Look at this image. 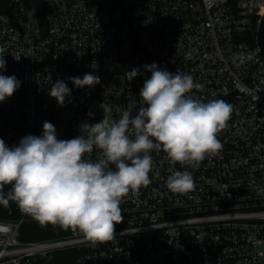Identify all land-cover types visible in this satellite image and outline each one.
I'll use <instances>...</instances> for the list:
<instances>
[{
  "label": "built area",
  "instance_id": "2783aa9c",
  "mask_svg": "<svg viewBox=\"0 0 264 264\" xmlns=\"http://www.w3.org/2000/svg\"><path fill=\"white\" fill-rule=\"evenodd\" d=\"M264 0H8L0 10V74L20 87L0 103V139L17 146L40 136L45 121L57 139L81 134L84 123L103 119L104 109L137 114L140 89L156 63L188 74L203 102L224 100L231 118L217 138L222 149L198 166L173 165L152 151L150 183L120 205L115 239L93 245L70 229L63 238L24 241L20 230L41 225L14 202L17 218L0 219V264H50L58 253L72 264H264V56L257 31ZM14 57L19 58V60ZM134 68L133 80L125 73ZM100 77L77 88L69 77ZM61 80L71 89L64 106L49 95ZM100 150L85 154L96 162ZM115 170V165H110ZM192 174L187 194L171 192L174 171Z\"/></svg>",
  "mask_w": 264,
  "mask_h": 264
},
{
  "label": "clouds",
  "instance_id": "9594fccd",
  "mask_svg": "<svg viewBox=\"0 0 264 264\" xmlns=\"http://www.w3.org/2000/svg\"><path fill=\"white\" fill-rule=\"evenodd\" d=\"M143 67L151 76L140 89L142 104L134 117L132 111L118 109L120 118L113 120L112 109L102 105L103 119L82 124L75 138L57 139L55 126L45 121L42 135H26L17 146L9 147L0 139V205L15 202L41 225L78 231L96 245L115 239V225L123 221V198L151 182L152 151H163L173 165L192 167L217 154L222 149L217 135L227 126L233 106L189 95L201 86L188 74L170 73L156 63ZM5 68L6 60L0 57V71ZM139 74L140 69L134 68L125 76L131 81ZM69 79L77 88L100 83V77L91 73ZM20 83L14 75L0 74V103ZM70 94L61 80L49 90L58 106H64ZM94 147L100 150L98 160H86L85 154ZM5 185H11L6 195ZM166 186L173 193L187 194L195 183L190 172L174 171Z\"/></svg>",
  "mask_w": 264,
  "mask_h": 264
},
{
  "label": "trees",
  "instance_id": "16d2710c",
  "mask_svg": "<svg viewBox=\"0 0 264 264\" xmlns=\"http://www.w3.org/2000/svg\"><path fill=\"white\" fill-rule=\"evenodd\" d=\"M7 1L8 0H0V10H1V6L3 8L6 6ZM10 190H11V185H5L3 188V192L5 193V195ZM15 218H17V214H16V211L14 209V202L10 201L8 207H4L3 205H0V219L1 220H11V219H15ZM27 224H29V226H30L29 227L30 229L28 230L29 234L33 233L36 226H34L33 224H30V223H27ZM27 224H24L22 227H24ZM49 226H52V225L49 224L48 227ZM36 228H38V227H36ZM61 235L62 234H60V233L52 234V236H55L56 238L60 237ZM73 259H74V254L72 252L64 251V252L58 253L56 255L55 259L50 264H72Z\"/></svg>",
  "mask_w": 264,
  "mask_h": 264
},
{
  "label": "rangeland",
  "instance_id": "374dc122",
  "mask_svg": "<svg viewBox=\"0 0 264 264\" xmlns=\"http://www.w3.org/2000/svg\"><path fill=\"white\" fill-rule=\"evenodd\" d=\"M102 119L96 120L95 123H99ZM29 224L25 225L20 230V237L25 241H40V240H52V239H59L66 236L70 229L65 230L61 228L60 226H49L48 228H36L34 229V232L29 234ZM54 233H60L62 234L60 237L56 238L55 236H52Z\"/></svg>",
  "mask_w": 264,
  "mask_h": 264
},
{
  "label": "water",
  "instance_id": "95a60500",
  "mask_svg": "<svg viewBox=\"0 0 264 264\" xmlns=\"http://www.w3.org/2000/svg\"><path fill=\"white\" fill-rule=\"evenodd\" d=\"M256 42L264 56V15L260 19Z\"/></svg>",
  "mask_w": 264,
  "mask_h": 264
}]
</instances>
